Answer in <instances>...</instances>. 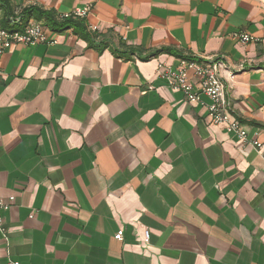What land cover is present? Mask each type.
I'll use <instances>...</instances> for the list:
<instances>
[{
  "label": "crops",
  "instance_id": "1",
  "mask_svg": "<svg viewBox=\"0 0 264 264\" xmlns=\"http://www.w3.org/2000/svg\"><path fill=\"white\" fill-rule=\"evenodd\" d=\"M11 3L90 4L87 24L113 43L221 56L248 135L157 74L185 59L125 60L45 24L55 42L0 57V264H264V0Z\"/></svg>",
  "mask_w": 264,
  "mask_h": 264
},
{
  "label": "built area",
  "instance_id": "2",
  "mask_svg": "<svg viewBox=\"0 0 264 264\" xmlns=\"http://www.w3.org/2000/svg\"><path fill=\"white\" fill-rule=\"evenodd\" d=\"M91 8L92 6L90 4H86L60 15L64 17L73 16L87 19L91 13ZM12 19L13 22L17 24L20 23L19 18ZM90 28L92 30H99L97 25H92ZM234 37L243 42L254 40V36L243 32H236ZM55 41V39L49 36L47 27L41 20L30 18L25 24L21 25V27L17 26V28L12 30L4 28L0 20V57L15 44L30 45ZM224 67L225 62L223 58L218 56L203 62L182 60L175 68L159 65L157 74L166 79L171 88L181 90L191 102H200L202 95L208 96L211 99V103L208 105V115L211 122L225 126L228 131L236 133L240 140L245 141L247 140L248 131L244 124L231 113L230 102L226 94V86L220 73L221 69ZM191 72L193 75H191ZM194 81L198 83V88L195 90ZM251 143L257 147H262V143L258 139H252ZM13 200L14 197H11V201ZM10 203L0 201L1 230L4 227L3 211L8 209ZM115 238L121 240L123 238V230H119L115 234ZM145 238L146 240L149 238L148 230L145 231ZM10 264H20V262L13 260L10 261Z\"/></svg>",
  "mask_w": 264,
  "mask_h": 264
},
{
  "label": "trees",
  "instance_id": "3",
  "mask_svg": "<svg viewBox=\"0 0 264 264\" xmlns=\"http://www.w3.org/2000/svg\"><path fill=\"white\" fill-rule=\"evenodd\" d=\"M0 12H2L0 20L4 28L12 30L17 28V26L21 27L30 18H35L43 21L47 26L56 31L71 29L78 37L86 40L88 46L94 47L99 51L109 49L116 57L125 60H133L135 58L148 60L161 53H169L190 61L202 60L191 54L183 53L172 46H163L147 51L141 46L127 44L122 38H119L118 43H113L111 38H108L107 35L99 30H92L87 24L86 19L73 16L64 17L53 9H46L38 5H28L21 10H15L11 0H0ZM12 18H19L20 23L13 22Z\"/></svg>",
  "mask_w": 264,
  "mask_h": 264
}]
</instances>
